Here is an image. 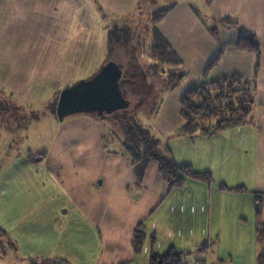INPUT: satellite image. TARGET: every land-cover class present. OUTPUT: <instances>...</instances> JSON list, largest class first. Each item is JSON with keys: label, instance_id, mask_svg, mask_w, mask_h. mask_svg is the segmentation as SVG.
<instances>
[{"label": "crops", "instance_id": "1", "mask_svg": "<svg viewBox=\"0 0 264 264\" xmlns=\"http://www.w3.org/2000/svg\"><path fill=\"white\" fill-rule=\"evenodd\" d=\"M79 1V7L83 8L78 14H69V22L82 32L91 33L90 48H94L96 37L93 34L97 33L96 43L104 50L107 36H104L94 4L90 0ZM138 1L100 0L107 16L135 10ZM207 3L212 16L209 20H205L193 4L182 2L172 5L173 10L157 25L166 43L181 59L182 67L187 68L179 84L196 79L194 87H197L231 74L245 78L255 76V55L232 46L239 37L238 30L221 25L218 39L210 33L213 29L210 23L220 22L225 17L234 18L241 27L257 36L262 51L257 76L258 102L254 107L256 125L246 124L192 137L181 135L180 100L191 88L187 86L178 98L174 120L165 108L164 96L176 89L166 90L160 109L154 114L156 120L151 131L176 161L212 175L211 184L186 181L202 188L195 193L182 187L169 191L155 164L139 183L120 140L110 136L114 131L111 121L81 116L69 119L67 124L62 122L59 148L49 157L41 153L33 163H22L15 174L19 178L23 173L28 174L29 180L39 187L40 197L34 206H29L25 212L13 213L11 207L17 204L20 193L14 190L12 179L5 189V181L16 162L8 164L0 173V228L6 229L18 248H22L21 260H36L35 263L29 261L32 264H149L152 251L164 253L174 246L186 254L199 252L200 247L208 244L206 257L215 252L218 258L229 257L231 264H258L262 249L256 237L252 192L264 191V0H211ZM89 11L91 17H87ZM83 22L86 24L82 25ZM222 30L227 32L224 41L219 34ZM187 31L194 34L186 36ZM187 39L195 41L192 49L184 47ZM88 42L89 39L84 43L87 48ZM221 49L224 54L220 64L205 73ZM229 61L234 72L218 76L215 70ZM222 184L229 188L245 186L248 191H225L220 188ZM170 197L172 206L163 209ZM197 197L201 198L197 209L195 204L186 203V199ZM196 211L197 217L194 216ZM27 212L31 214L23 222ZM142 222H145L146 238L143 250L137 253L133 240L136 227ZM192 222L198 224L201 236L192 231ZM21 236L26 242L28 237L39 250H29L19 239ZM213 238L215 244L211 243ZM225 239L230 240L231 248L222 254L221 245ZM212 244L216 245L214 251ZM246 246L249 252H244Z\"/></svg>", "mask_w": 264, "mask_h": 264}, {"label": "rangeland", "instance_id": "2", "mask_svg": "<svg viewBox=\"0 0 264 264\" xmlns=\"http://www.w3.org/2000/svg\"><path fill=\"white\" fill-rule=\"evenodd\" d=\"M90 1L100 16L104 36H107V48L105 46L104 50L96 43L97 33L93 34V37H96L94 48H90L91 33L86 34L69 22L68 17L72 13L78 14L83 8L79 7L81 4L79 0H0V173L8 164L16 162L5 181V189L8 180L12 179L14 190L20 193L16 199L17 204L11 207L13 213L25 212V209L34 206L40 197L39 187L29 180L28 174L23 173L21 178L15 175L19 165L27 161L33 163L34 158H39L41 153H47L49 157L57 150L60 146L63 124H67L73 117L91 116L104 122L112 119L113 114L105 116L75 114L66 117L62 124L58 117L46 110V105L56 93L70 84L71 86L76 84L80 79L92 78L103 65L115 60L123 70L122 88L125 97L131 102L128 111L137 115L143 126L153 130L156 120L154 114L161 106L166 90L171 86H179L169 96L168 94L164 96L165 108L170 112L171 120H174L178 98L186 91L187 86L192 88L198 82L194 79L185 85L179 84L178 80L173 78L175 75L179 78L183 73L186 74L187 68L181 66L171 68L159 62L155 64L156 61L152 60L148 49L152 45L153 12L186 2L193 4L201 16L209 20L212 16L206 0H139L135 10L109 16L100 0ZM130 3L131 1L128 4ZM90 15L89 11L87 17H91ZM225 18L222 22H212L210 25L218 31L221 25L228 26L227 22L238 24L232 17ZM230 28L232 31L236 29ZM224 33L227 32L224 30L219 32L223 41L226 40ZM193 34L192 31H187L186 36ZM88 39L89 48L84 44ZM195 45V41L187 39L184 47L192 49ZM50 50L59 52L49 53ZM232 68L233 65L229 61L223 68L215 71L218 76L228 75L234 72ZM163 69L167 70L168 76ZM258 91L256 84L254 93L256 106ZM40 162L45 164L43 160ZM189 183L190 181L181 189L195 193L202 190L197 184ZM200 200L199 197L186 199V203L195 204L197 209ZM171 201L172 198H168L163 209L171 207L173 204ZM30 214L29 212L25 214L23 222ZM197 215L196 211L194 216ZM11 219L13 217H10ZM197 225L190 223L192 231L201 236L202 231H197ZM206 233L208 235L209 231ZM212 233L215 235V230ZM21 237L19 239H22L29 250L32 248L39 250L28 237L27 242ZM211 243L215 244L216 239L213 238ZM222 243L221 253L224 254L231 248L230 240L225 239ZM213 244L211 246L214 251L216 245ZM4 249L6 248L0 250ZM239 250L242 248L239 247ZM243 250L249 252L250 248L246 246ZM21 251L22 248L21 250L19 248L18 254L13 251L0 253V264L35 263L21 260ZM183 263L231 264L229 257L218 258L215 252L208 257H204L201 252L186 253Z\"/></svg>", "mask_w": 264, "mask_h": 264}, {"label": "trees", "instance_id": "3", "mask_svg": "<svg viewBox=\"0 0 264 264\" xmlns=\"http://www.w3.org/2000/svg\"><path fill=\"white\" fill-rule=\"evenodd\" d=\"M207 1L210 2L211 0ZM173 8L174 6H169L153 12L154 44L148 49L150 50L152 60L156 61L155 64L159 62L164 66H171V68L177 66L182 67L183 64L179 56L171 49L159 33L157 25L166 18ZM226 25L236 28L239 32V37L232 46L239 51L249 52L255 55V76L253 78H245L239 74H231L219 80L202 83L197 87L189 89L180 100L181 116L183 119V125L179 129V134L181 135L192 137L198 133L214 134L218 131H224L246 124L256 125V120L254 119V93L257 76L261 69V47L257 36L253 32L248 31L236 23L227 22ZM210 33L215 39H218V31L216 28L210 29ZM223 54L224 49H221L218 55L208 64L205 73H209L214 67L220 64ZM163 72L168 76L167 70L163 69ZM184 77L185 73L179 78H176L175 75L173 79H177L180 83ZM176 87L177 85L171 86L169 91L174 90ZM59 96L60 93H57L46 105V110L50 111L56 117ZM128 109L113 114L111 127H113L114 131L111 130L112 133L110 132V136L120 140L125 150V155L130 159L132 166L135 168L136 179L139 183L145 179L147 170L153 164L158 166L160 175L169 186V191L183 187L189 179L207 184L213 182L211 174L196 171L192 165L176 161L170 154L168 148L163 145L162 141L150 129L144 127L137 115L130 113ZM159 109L160 107L156 110L155 114ZM220 188L235 193L248 191L245 186L229 188L222 184ZM252 193L254 196L256 237L262 249L258 257V264H264V191H254ZM145 238V222H142L136 227L133 240L137 253L143 250ZM154 241L155 237H153ZM16 244L8 231L0 228V249L6 248L0 250V253L4 254L7 251H13L15 254H18L19 248ZM209 247L210 245L207 244L200 247L198 251L206 257L205 255L208 254ZM183 258L184 253L176 247L171 246L164 253L152 251L149 264H184ZM27 260L36 261L32 258Z\"/></svg>", "mask_w": 264, "mask_h": 264}, {"label": "water", "instance_id": "4", "mask_svg": "<svg viewBox=\"0 0 264 264\" xmlns=\"http://www.w3.org/2000/svg\"><path fill=\"white\" fill-rule=\"evenodd\" d=\"M123 70L111 60L90 79H83L63 89L57 105V117L63 122L75 114H114L127 110L131 102L121 87Z\"/></svg>", "mask_w": 264, "mask_h": 264}]
</instances>
